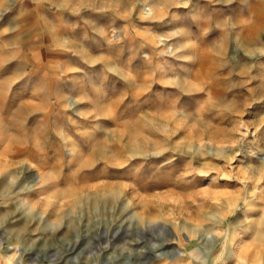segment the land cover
I'll list each match as a JSON object with an SVG mask.
<instances>
[{"label": "rangeland", "instance_id": "rangeland-1", "mask_svg": "<svg viewBox=\"0 0 264 264\" xmlns=\"http://www.w3.org/2000/svg\"><path fill=\"white\" fill-rule=\"evenodd\" d=\"M0 264H264V0H0Z\"/></svg>", "mask_w": 264, "mask_h": 264}]
</instances>
